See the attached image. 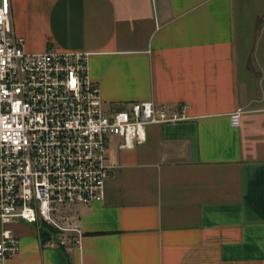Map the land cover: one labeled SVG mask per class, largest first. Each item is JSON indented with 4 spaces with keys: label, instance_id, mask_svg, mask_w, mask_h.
Returning a JSON list of instances; mask_svg holds the SVG:
<instances>
[{
    "label": "crops",
    "instance_id": "crops-1",
    "mask_svg": "<svg viewBox=\"0 0 264 264\" xmlns=\"http://www.w3.org/2000/svg\"><path fill=\"white\" fill-rule=\"evenodd\" d=\"M10 3L27 51L89 53L105 111L146 100L188 118L134 148L111 138L78 246L46 247L16 219L20 248L0 264H264V0Z\"/></svg>",
    "mask_w": 264,
    "mask_h": 264
},
{
    "label": "built area",
    "instance_id": "built-area-1",
    "mask_svg": "<svg viewBox=\"0 0 264 264\" xmlns=\"http://www.w3.org/2000/svg\"><path fill=\"white\" fill-rule=\"evenodd\" d=\"M89 58L53 46L27 51L13 32L10 0H0L1 263L20 248L9 227L16 219L45 225L46 247L78 246L79 208L103 198L112 173L111 138L134 148L148 125L188 118L187 104L146 100L105 111Z\"/></svg>",
    "mask_w": 264,
    "mask_h": 264
},
{
    "label": "trees",
    "instance_id": "trees-1",
    "mask_svg": "<svg viewBox=\"0 0 264 264\" xmlns=\"http://www.w3.org/2000/svg\"><path fill=\"white\" fill-rule=\"evenodd\" d=\"M41 230H42V234H43V238L47 235V230H46V226L45 225H43V226H41Z\"/></svg>",
    "mask_w": 264,
    "mask_h": 264
}]
</instances>
